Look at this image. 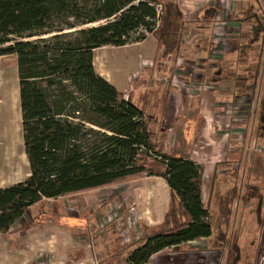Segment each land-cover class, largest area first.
<instances>
[{
  "label": "trees",
  "instance_id": "16d2710c",
  "mask_svg": "<svg viewBox=\"0 0 264 264\" xmlns=\"http://www.w3.org/2000/svg\"><path fill=\"white\" fill-rule=\"evenodd\" d=\"M158 6L157 0H0V56L17 59L30 169L26 179L0 187V233L44 199L146 175L163 178L171 190L168 228L148 233L128 264H147L165 248L212 235L202 166L160 151L144 108L94 66L96 49L140 42L151 33L166 55L174 52L182 13L170 2L160 15ZM257 20L253 33L264 15ZM258 106L256 130L264 139V94Z\"/></svg>",
  "mask_w": 264,
  "mask_h": 264
},
{
  "label": "crops",
  "instance_id": "0c3cea01",
  "mask_svg": "<svg viewBox=\"0 0 264 264\" xmlns=\"http://www.w3.org/2000/svg\"><path fill=\"white\" fill-rule=\"evenodd\" d=\"M218 1L220 0H197L196 5L193 4L190 9V16L181 9L183 21L196 26L197 30L199 29V37L195 39L194 46L201 63L199 65L194 63L197 60L194 58L192 63L186 62V60L178 66L180 68L176 67L182 81L188 83L194 78L199 79L202 83L204 80L213 79L215 84L212 85V90L202 91L194 98L187 97L185 95L187 92H183L182 96L179 93L170 94L169 98H166L167 102L161 100L163 96L151 94V91L147 89L141 97L134 95L135 102L145 109L148 106L158 104L161 106L162 103H165L158 109L164 113L162 115L161 112V115L157 117L156 126L161 130L169 127L170 130H174L180 135L178 149L171 150L170 154L190 155L192 160L202 166V197L211 211L213 225L210 237L165 248L152 255L147 264H223L225 253L227 256L233 253L236 246L239 247L244 240L242 232L236 234L232 230L236 220L235 211L232 208L233 189L236 181L237 179L250 180L252 177L264 180V139L258 137L256 130L259 126L258 105L264 94V38L261 41H256L253 35L246 33L247 29L249 32L251 31L248 18L251 19L252 25L253 17H258L264 12L262 11L264 10V0H239L236 9L233 7L230 15H226V12L231 4L227 3L223 13L222 7L216 5ZM171 2L175 3L174 0ZM221 15L222 17H220ZM180 36L181 34H179ZM139 44L142 46L136 47L137 56L135 54L133 57L129 56L133 60L135 58V63L136 59L140 57L139 55L144 53L146 56H153V58L166 59L167 62H163L164 65L171 62L182 45V43H178L177 49L166 55L163 45L153 34L142 42L118 48L132 50ZM114 48L117 47L103 46L95 50L94 66L99 74L100 71L96 67L97 51H101L99 56L105 64L109 62L107 51ZM122 62L121 60L120 63ZM177 63H180V60H177ZM110 64L112 65L111 69L115 68L113 62ZM134 68L133 66L129 73L122 68L119 70L120 75L116 74V78H112L106 73H101V76H105L104 78L119 91H122L126 87V75L128 77ZM169 68L174 69V66L168 65L164 70ZM151 100L156 104L149 105ZM142 101L143 103H141ZM230 104H238L234 106L237 111L234 112L233 120L228 116ZM151 119L154 120L156 117L151 116ZM164 140L166 143L161 141V138L156 142L160 143L163 148L166 144L167 148L170 143L166 134ZM199 144H202L204 148L200 149ZM253 147H256V150H253ZM135 180L138 183L136 193L143 197L142 202L145 199L153 205L152 210L151 208L149 210L142 209L145 211L143 212L145 221L138 223L144 228L145 233L142 238L145 240L147 234L154 229L167 227L165 221L170 211L172 195L168 185L166 189L162 188L164 191L162 195H160L161 188H159V192L152 189L155 184L161 187V177L143 175ZM162 180L165 181L163 178ZM165 182L164 184H167ZM94 190H101V188ZM62 197L64 196L59 198ZM102 201H99V204ZM218 201H223V203ZM40 203L29 208V210L37 208L35 211L37 215L31 219H36V222L39 223L47 218L53 220L58 218V213L42 209ZM242 208L244 209L243 205ZM85 211L74 213L72 216L75 217L74 222L70 224L74 227V231L76 230L75 232L81 231L88 238H93V236H97V233L94 231L95 227L93 228L90 223L95 222V217L90 216L89 211ZM23 219L25 220V216L20 221H24ZM255 221L257 222V220ZM125 228L124 225H114L107 233L108 241L106 240L107 243L103 242V245L108 244L105 254H102L105 256L104 264H108L109 260L114 259H124L128 264L127 258L130 253L144 242L136 243L132 236L126 238L127 230ZM67 229L70 230V228ZM94 241L98 243V237ZM220 244H225V247H221ZM123 253L124 257L121 256Z\"/></svg>",
  "mask_w": 264,
  "mask_h": 264
},
{
  "label": "rangeland",
  "instance_id": "374dc122",
  "mask_svg": "<svg viewBox=\"0 0 264 264\" xmlns=\"http://www.w3.org/2000/svg\"><path fill=\"white\" fill-rule=\"evenodd\" d=\"M171 1L157 0L159 2L160 15L164 12V6ZM174 1L182 13L181 20L177 22L175 31L177 34H181L179 44L182 43V45L179 52L175 54V57L167 65L163 64V62H167L166 59H161V57L153 58V56H146L144 53L139 55L140 57L136 59L137 62L135 63V58L133 60L129 56L133 57L134 54L137 56L136 47H141L142 45L140 46V44L136 45L132 50L118 47L113 50L110 49V51H107L109 62L105 64L99 56L101 51H97L96 67L99 69L100 75H102L101 73H106V75L116 78V74L120 75L119 70H122V68L129 73L133 66L135 67L128 77L126 75V87L120 91L125 97L132 98L133 101H135L134 95L141 97L146 89L151 91V94L163 96L161 100L167 102L166 98H169L170 94L179 93L182 96L183 92H187L185 93L187 97L194 98L202 91H211L213 88L212 85L202 83L195 78L189 83L182 81L177 73L176 67L180 68L178 66L186 60V62L192 63L193 59L196 58L197 60L194 63L198 65L201 61L194 46L195 39L199 37V29L197 30L196 26L192 24H186L183 21V12L181 11V9L184 10L190 16V9L193 4L196 5L197 0ZM238 1L220 0L216 2V5L221 6L224 13L227 3L231 4L226 12V15H230L232 8L235 7L236 9ZM263 15L260 14V18L263 19ZM248 20L251 31L249 32L247 29L246 33L253 35L256 41H261L264 25L260 32L252 33L253 28H258L260 23L257 17H253L252 25L251 19L248 18ZM160 24L161 20L158 22V26ZM142 32L145 31L142 30ZM152 35V33L148 34L146 38ZM132 44L135 43L125 46ZM124 56L128 57L125 58ZM121 60L123 61L122 63H120ZM177 60H180V63H177ZM112 62L115 68L111 69L112 65L110 63ZM168 65L174 66V69L164 70ZM19 85L20 79L16 56L6 55L0 57V187L15 184L26 179L30 174L23 142ZM154 103L156 104V102L151 100L149 105ZM164 104L162 103L161 106L159 104L148 106L144 110L147 118L149 117L150 128L154 130V133L156 132L154 141L161 138V141L166 143L164 135L166 134L169 137L170 146L166 148L165 144V148H163L160 143L157 146L160 151L170 154L171 150L178 149L180 135L174 130H170L169 127L162 130L157 128V117L161 115V112L162 115L164 113L158 109L163 107ZM236 105L238 104H230L228 106V116L232 120L235 117L234 112L237 111L234 108ZM151 116L156 117V119L150 120ZM199 147L200 149L204 148L202 144H199ZM256 147H253V150H256ZM184 156L190 158V155ZM164 182L161 178V187L155 184L152 189L159 192V188H161L160 195L164 194L162 190L167 187ZM137 187L138 183L135 179H132L101 188V190L82 192L59 199L42 200L39 204L42 209L53 211L55 214L58 213V218L56 220L47 218L38 223L36 219H31V217L37 215V212H35L37 208L29 210L31 216L29 217L27 212L28 216L27 214L25 215L26 222H24V219V221L18 220L8 232L0 233V264H104L105 256H102V254H105L108 244L103 245V242L107 243V233L114 225H124V228L126 227L125 230H127L126 238H131L132 236L136 243L141 244L144 241L142 236L145 233L144 228L138 225V223L145 221V213H143L145 211H142V209L149 210L151 208L152 210L153 205L145 199L142 202L143 197L136 193ZM233 191L232 208H234L236 220L232 230L236 234L242 232L241 235L244 240L240 243V246L238 245L239 247L236 246V250L233 253L228 256L225 253L223 264H264V180L262 181L261 178L256 179L255 177L245 181L237 179ZM101 200L103 201L99 204ZM218 202L223 203V201ZM85 210L89 211L88 214L90 216L93 215L95 217V222L93 224L90 223L93 228L95 227L94 231L97 233V236L95 235L93 238H88L81 231L75 232L76 230L74 231V227L71 226L75 219V217H72L73 214L81 213ZM216 212L219 215V211L217 210ZM67 228H70V230ZM96 237H98V243L94 241ZM220 246L224 248L225 244H220ZM124 255V253L121 254L122 257ZM83 257L85 258L79 261ZM116 262L117 264H125L124 259L109 260L108 264H115Z\"/></svg>",
  "mask_w": 264,
  "mask_h": 264
}]
</instances>
